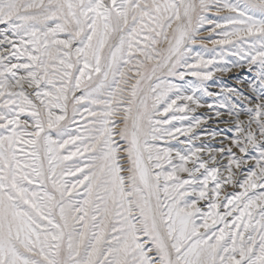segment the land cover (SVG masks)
<instances>
[{
    "label": "snow or ice",
    "instance_id": "obj_1",
    "mask_svg": "<svg viewBox=\"0 0 264 264\" xmlns=\"http://www.w3.org/2000/svg\"><path fill=\"white\" fill-rule=\"evenodd\" d=\"M0 264H264V0H0Z\"/></svg>",
    "mask_w": 264,
    "mask_h": 264
},
{
    "label": "rangeland",
    "instance_id": "obj_2",
    "mask_svg": "<svg viewBox=\"0 0 264 264\" xmlns=\"http://www.w3.org/2000/svg\"><path fill=\"white\" fill-rule=\"evenodd\" d=\"M202 35L205 37H208L210 35V33L205 31L202 33ZM213 38L218 39L219 37L213 36ZM205 43H207V41H205ZM208 48L211 49L212 45L208 44ZM195 50L196 51H203L200 48L199 44H197L195 46ZM204 55L207 58L211 55V53L205 52ZM253 75H254V73H249L247 71V69H244V70L233 69V71L231 73H228V74L217 73L214 76L213 81L209 82L210 83V90L215 91V92H219L221 90V88H224V87H235V88L243 89L247 92L246 86L238 83L237 78H239L240 80L251 79ZM186 79L194 80L193 77H186ZM203 102L205 104L212 103V98L204 97ZM195 114L213 117V119L209 120L208 124L204 126L207 130H213V129L223 130L224 136H231L233 134V133L227 131V129H229L231 127V124L230 123L226 124V123H222V122H217L215 117H214V113H212L207 107L197 109V112ZM242 118H244V117H242ZM221 120H230V118L227 115H225L224 117L221 118ZM197 131L199 132L200 130L197 129ZM184 138L185 137H183V136L180 137L181 140H183ZM170 143L172 145H175L176 147H180V145H178L176 141H170ZM196 143H199V141H196Z\"/></svg>",
    "mask_w": 264,
    "mask_h": 264
}]
</instances>
